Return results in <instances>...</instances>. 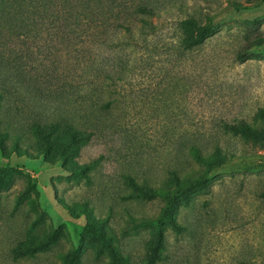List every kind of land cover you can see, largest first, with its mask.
<instances>
[{
	"label": "rangeland",
	"instance_id": "374dc122",
	"mask_svg": "<svg viewBox=\"0 0 264 264\" xmlns=\"http://www.w3.org/2000/svg\"><path fill=\"white\" fill-rule=\"evenodd\" d=\"M144 1L155 9L148 18L151 31L141 30L148 48L133 41L123 48L110 46L116 32L95 44L94 55L107 69L118 55L136 61L129 85L117 89L108 108L93 110L90 119L83 113L85 106L71 99L34 96L18 87L17 94L0 100V134L8 135L3 140L7 149L37 119L60 116L79 126L94 122L89 126L91 141L76 159L77 165H91L85 177L59 162L33 158L32 148H27L30 156L0 154V168L20 169L36 189L19 202L25 178L15 177L10 188L0 192V264H60V254L88 240L82 230L84 213L104 224L127 264H149L154 234L138 224L155 219L166 199H135L126 177L142 189L172 192L197 183L177 209L180 231H164L153 264H264V145L230 131L245 124L264 135V2ZM188 18L199 25L209 18L212 31L203 44L178 59V24ZM138 30H133L134 39ZM57 46L61 50L44 34L32 41L10 38L0 44V54L5 59L20 57L16 61L24 63L18 64L22 71L36 74L50 68V52ZM219 120L222 132L213 126ZM179 137L197 143L201 157L216 145L233 157L214 168L201 165L175 145ZM30 143L29 135L21 137L22 149ZM175 180L183 187L176 188ZM32 224L38 237L56 231L55 242L32 257L14 258V248ZM82 250L77 264L108 261L104 254L96 256L93 247Z\"/></svg>",
	"mask_w": 264,
	"mask_h": 264
},
{
	"label": "trees",
	"instance_id": "16d2710c",
	"mask_svg": "<svg viewBox=\"0 0 264 264\" xmlns=\"http://www.w3.org/2000/svg\"><path fill=\"white\" fill-rule=\"evenodd\" d=\"M154 15V7L144 0H137L135 3L132 0L131 3L129 0H0V44L10 38L32 41L44 34L49 40L54 39L61 46V50L57 46L50 52V68L36 74L22 71L18 64L24 63L16 61L20 57L14 55L11 59L9 57L5 59L0 54V70H5L4 73L0 72V100L17 94V89L22 88L34 96H47L52 99L63 97L67 101L71 99L70 101L79 107L85 106L83 113L87 118H93L91 116L94 114L93 110L96 109V112L100 108H108L118 95L117 89L129 85L136 66L135 59L122 54L118 55L113 68L107 69L98 55H94L95 44H99L102 37L107 38L116 32V37L108 43L110 46L123 48L125 45L131 46L128 42L133 41V44H139V48H148L145 44L147 35L141 33V30L151 31V22L148 18ZM179 26L177 44L174 48L178 59L203 44L206 36L212 31L209 18L204 25H199L188 18L182 20ZM136 28L139 30L134 39L133 30ZM101 42L105 43L106 40L102 39ZM151 48L155 49L154 46ZM90 119L88 123L80 126L60 116L45 121L37 119L28 124L24 133L12 140L10 149L3 143L8 137L7 133L0 134V154L3 158L11 153L30 156L27 148H32L33 158L42 157L46 161L59 162L75 175L85 177L91 165H77L76 159L80 150L91 141L93 133L89 126H93L94 122ZM213 126L222 132V120L215 122ZM230 131L243 140L259 141L264 145V135L253 132L245 124L232 127ZM26 134L30 136L31 143L22 149L21 137ZM194 139L197 140V137ZM175 145L185 148L195 162L211 168L221 166L233 157L223 153L217 145L205 157H201L202 148L182 137L178 138ZM15 177L25 178L19 202L28 200L30 194H36L32 178L16 168H0V192L7 191ZM172 177L176 178L175 175ZM167 182L170 184V178ZM124 183L135 199L154 195H162L166 199L155 219L141 221L138 224L153 231L154 237L149 247V264H153L159 258L158 249L162 245L164 231L166 229L180 231L175 221L177 209L196 189L197 183L186 185L176 192L162 187L142 189L131 177H126ZM174 183L176 188L183 187L176 180ZM65 208L71 215V209ZM83 216L85 225L82 230L88 240L82 239L80 245L69 254H60V264H77L82 248L89 246L95 249L96 256L104 254L108 257L105 264H127L126 259L112 244L113 238L105 232L104 224L94 222L89 214L84 213ZM35 227L36 224H32L27 229L24 240L14 248V258L32 257L48 249L55 242L56 231L38 237L35 235Z\"/></svg>",
	"mask_w": 264,
	"mask_h": 264
}]
</instances>
